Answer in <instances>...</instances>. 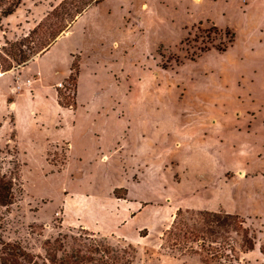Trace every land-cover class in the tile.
I'll use <instances>...</instances> for the list:
<instances>
[{"label":"rangeland","instance_id":"1","mask_svg":"<svg viewBox=\"0 0 264 264\" xmlns=\"http://www.w3.org/2000/svg\"><path fill=\"white\" fill-rule=\"evenodd\" d=\"M63 1L23 0L1 21L0 58L11 49L5 43L22 42L40 23L49 29L56 19L47 15ZM89 9L56 44L65 49L57 69L44 59L32 65L43 68V86L24 89L14 109L7 103L19 68L0 81L3 170L14 161L19 177L0 214L1 241L41 258L55 239L67 251L98 241L127 248L109 230L113 199L128 198L148 206L138 220L147 236L131 243V264H200L163 249L160 232L178 209L220 204L249 218L244 227L254 232L246 254L231 234L240 264H263L264 0H101ZM212 24L235 36L223 53L214 46L224 34ZM67 51L78 76L56 90L76 111L56 107L46 86L65 73ZM44 136L63 143L46 149Z\"/></svg>","mask_w":264,"mask_h":264},{"label":"trees","instance_id":"2","mask_svg":"<svg viewBox=\"0 0 264 264\" xmlns=\"http://www.w3.org/2000/svg\"><path fill=\"white\" fill-rule=\"evenodd\" d=\"M22 1L0 0V24L3 19L15 13ZM100 2L101 0H82L76 5V0H64L47 15V19L51 16L56 19L49 29L42 31V23H40L23 38L22 42L5 43L11 49L9 51L2 49L7 59L0 58V74L21 68L35 57L48 51L62 33H68L66 30L71 26L73 20ZM39 30L41 31L38 33ZM211 30L224 34L225 42L214 46V49L219 53L225 52L234 42V34L229 30L221 31L213 24ZM204 51L206 52V50ZM72 65L70 74L64 81L75 80L74 76L76 77L77 72L74 73L75 69H72ZM68 99L69 96L63 97L57 91L58 105L74 110L75 103L69 105L66 103ZM1 154L0 149V214L3 209H8L14 203L19 180L14 161L10 162L12 165L10 170H3L4 159L1 158ZM244 225L245 220L242 217L228 214L223 210L213 212L178 209L171 225L161 236L163 241L161 247L169 252L177 251L182 255L197 256L200 264H240L239 255L233 247L234 242L231 239V234L234 233L240 237L239 249L243 254L254 250L256 240L253 230L245 228ZM191 244H196V248ZM0 246L2 247L0 264H131L134 258L129 253V251L134 252L131 244H128L127 248L113 249L105 245V241L96 242L94 247L80 244L67 251L64 249L63 241L55 239L44 244L45 256L43 258L25 253L19 247L4 243L1 239ZM259 253L264 258V237L259 247Z\"/></svg>","mask_w":264,"mask_h":264},{"label":"crops","instance_id":"3","mask_svg":"<svg viewBox=\"0 0 264 264\" xmlns=\"http://www.w3.org/2000/svg\"><path fill=\"white\" fill-rule=\"evenodd\" d=\"M91 10V9H89ZM89 10H87L86 12L83 13V15L79 16V18L75 21L78 22ZM11 16L3 19V23L4 21H6L7 19H9ZM74 23V24H75ZM73 24V26H74ZM32 25V23H29L26 27L25 30L29 31ZM72 26V27H73ZM71 27V28H72ZM71 31V29L69 30V32ZM67 34L65 33L64 35H61L57 38V40L50 46L49 50L44 52L43 54L35 57L33 60H31L27 65L19 68L18 72H17V78H16V85L14 86V89H11V92L13 94H15L14 98L11 100H8L9 104L11 102V104H9L8 106L11 107V109H14L16 107V99L19 97H24V89H31L34 90L37 86H43V77H42V71L43 68L40 66H36L35 68L32 67L33 64L40 62L41 59H44V66L47 65V70L48 71H54L55 69H57V65L58 62L60 64V57L63 54V52L65 51V49H60V50H56V44L59 43V41L64 38ZM68 52V51H67ZM71 53L70 51L68 52L67 58L64 62L65 64V73L63 75H60L56 80H54L53 82L51 81L48 85H46L48 87V89L51 91V99L52 101L56 104V107L64 109V110H68V111H76L77 106L74 110L72 109H66L63 107H60L58 105L57 102V84L63 82L70 74V67H71ZM25 71H29L28 73H30L29 76H25L24 73ZM13 70L3 73L2 76H0V81H2L3 79L11 76ZM80 74V73H79ZM32 75V76H31ZM79 78V77H78ZM78 90V89H77ZM5 92H3L2 90H0V99L5 98ZM77 100H78V91H77V98H76V104H77ZM10 101V102H9ZM31 115L33 117H37L39 115H41V113L35 114L33 111H31ZM13 118V117H12ZM44 143H45V147L46 149L52 145H58L61 144L63 142H58V141H53L50 139L45 138L44 136ZM46 152V150H45ZM241 175H243V173L241 172ZM112 208L113 210L110 212V215L112 216L110 218V220H112L114 227L110 228L109 230V235H115V236H119L121 238H123L127 243L131 244V243H141V241H143L144 239H146L145 237H142L140 234V231L144 228V225L141 223H138V220L141 217L142 212L144 211V209L148 206H144L143 204H141L140 202H133L130 201L128 198L124 199H113V204H112ZM172 209V208H171ZM101 210L104 211L103 206L101 205ZM173 210V209H172ZM176 210V209H175ZM173 210V212L175 211ZM206 210V209H204ZM219 210H223L224 212H226L223 208V206H221L220 204L217 207L216 211L213 212H217ZM209 211V210H207ZM227 213V212H226ZM230 214V213H228ZM237 215V214H235ZM121 216V217H120ZM240 216V215H238ZM242 217V216H240ZM244 220H249V218L247 217H242ZM118 219V220H117ZM101 222H102V218H101ZM84 227L94 233H99V234H104V227L102 228V225L100 227L99 224H93L92 227L86 224H83ZM112 225V226H113ZM128 228H131V231H133V233L135 234L134 237H130L128 235ZM168 229V227L162 229V231L160 232V236L163 235L164 231ZM260 234H262V232L260 231ZM132 245V244H131ZM254 251V250H253ZM252 251V252H253Z\"/></svg>","mask_w":264,"mask_h":264},{"label":"built area","instance_id":"4","mask_svg":"<svg viewBox=\"0 0 264 264\" xmlns=\"http://www.w3.org/2000/svg\"><path fill=\"white\" fill-rule=\"evenodd\" d=\"M57 87L58 88H63V84L62 83H59V84H57Z\"/></svg>","mask_w":264,"mask_h":264},{"label":"water","instance_id":"5","mask_svg":"<svg viewBox=\"0 0 264 264\" xmlns=\"http://www.w3.org/2000/svg\"><path fill=\"white\" fill-rule=\"evenodd\" d=\"M65 33H66V32L62 33V35L65 34ZM60 36H61V35H60Z\"/></svg>","mask_w":264,"mask_h":264}]
</instances>
